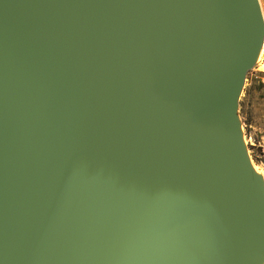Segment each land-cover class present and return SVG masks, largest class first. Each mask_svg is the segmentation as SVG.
Instances as JSON below:
<instances>
[{
	"label": "water",
	"instance_id": "obj_1",
	"mask_svg": "<svg viewBox=\"0 0 264 264\" xmlns=\"http://www.w3.org/2000/svg\"><path fill=\"white\" fill-rule=\"evenodd\" d=\"M263 39L258 0H0V264H254Z\"/></svg>",
	"mask_w": 264,
	"mask_h": 264
},
{
	"label": "rangeland",
	"instance_id": "obj_2",
	"mask_svg": "<svg viewBox=\"0 0 264 264\" xmlns=\"http://www.w3.org/2000/svg\"><path fill=\"white\" fill-rule=\"evenodd\" d=\"M264 13V0H258ZM259 4V6H260ZM245 74L241 95L238 99L237 116L241 126L243 141L254 172L262 175L264 187V147L260 139L264 136V110L262 89L264 88V39L263 55L259 61Z\"/></svg>",
	"mask_w": 264,
	"mask_h": 264
},
{
	"label": "bare ground",
	"instance_id": "obj_3",
	"mask_svg": "<svg viewBox=\"0 0 264 264\" xmlns=\"http://www.w3.org/2000/svg\"><path fill=\"white\" fill-rule=\"evenodd\" d=\"M259 4H260V2H259ZM260 9H261V15H262L263 24H264V13H263V9H262L261 4H260ZM262 55H263V44L261 43V41H259V43H258L257 46H256V49H255V52H254V55H253V58H252V62H251V64H252V65L258 64L259 61H260V59H261V57H262ZM243 87H244V86H242V85L239 87V90H238L237 95H236V100L239 99ZM234 131H235V136H236V139H237V141H238V143H239L240 149H241L243 155L245 156V159H246V162H247V167H248L249 169H251V171L254 172V168H253V166H252V164H251V162H250V160H249V157H248V155H247V153H246V149H245V145H244V141H243V135H242V133H241V126H240V123H239V121L236 120V119L234 120ZM253 176H254V180H255V182L259 184L260 181H261V177H260V176H262V175H258V173H255V172H254V173H253ZM254 264H264V252H263V254H262V255H261V256H260L255 262H254Z\"/></svg>",
	"mask_w": 264,
	"mask_h": 264
},
{
	"label": "built area",
	"instance_id": "obj_4",
	"mask_svg": "<svg viewBox=\"0 0 264 264\" xmlns=\"http://www.w3.org/2000/svg\"><path fill=\"white\" fill-rule=\"evenodd\" d=\"M258 65L259 67V63L256 64V66ZM262 82L264 83V79H262ZM262 104H263V110H264V88L262 89ZM262 145H259L260 147H264V136L260 139Z\"/></svg>",
	"mask_w": 264,
	"mask_h": 264
}]
</instances>
